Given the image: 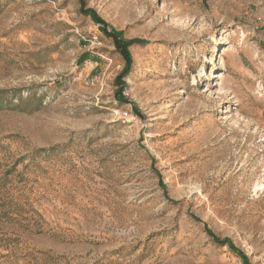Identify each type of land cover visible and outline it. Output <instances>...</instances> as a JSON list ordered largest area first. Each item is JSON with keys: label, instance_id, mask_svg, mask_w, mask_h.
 Wrapping results in <instances>:
<instances>
[{"label": "rangeland", "instance_id": "obj_1", "mask_svg": "<svg viewBox=\"0 0 264 264\" xmlns=\"http://www.w3.org/2000/svg\"><path fill=\"white\" fill-rule=\"evenodd\" d=\"M0 264H264V0H0Z\"/></svg>", "mask_w": 264, "mask_h": 264}, {"label": "trees", "instance_id": "obj_2", "mask_svg": "<svg viewBox=\"0 0 264 264\" xmlns=\"http://www.w3.org/2000/svg\"><path fill=\"white\" fill-rule=\"evenodd\" d=\"M84 14L88 15L91 20L95 23V24H102L101 20L96 16V14H94L91 10H84ZM101 31L106 35L107 38H110L113 41V44L115 46L116 51L121 55L122 59L125 62V70L127 71V69L132 65V60L130 57V53L128 51V47L130 46L131 42H124L121 38L120 35L115 33V32H106L105 28H102ZM209 235H211V232L205 230ZM212 237V236H211ZM215 239V238H214ZM217 243H219V245H226L228 247L229 250H231L232 252L236 253L237 255H239L242 259L244 256H242V254H240L234 247L233 245L229 242V240H215Z\"/></svg>", "mask_w": 264, "mask_h": 264}]
</instances>
